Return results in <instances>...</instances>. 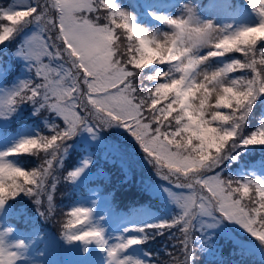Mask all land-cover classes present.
I'll list each match as a JSON object with an SVG mask.
<instances>
[{
	"label": "snow or ice",
	"instance_id": "1",
	"mask_svg": "<svg viewBox=\"0 0 264 264\" xmlns=\"http://www.w3.org/2000/svg\"><path fill=\"white\" fill-rule=\"evenodd\" d=\"M167 6L147 11L158 22L151 28L117 0H15L0 8V46L16 43L14 54L31 73L0 88V120L29 105L44 121L0 151V221L18 197L41 207L46 198L39 215L54 218L49 189L70 142L115 126L138 144L173 210L110 241L94 207L75 204L62 224L67 244L85 252L95 245L105 264H162L150 251L130 250L167 236L182 259L163 264H195L193 250L212 247L227 222L264 246V161L229 171L246 152L264 151V0ZM246 11L254 22L241 21ZM88 164L67 170L65 179L75 184ZM13 234L0 229V264H43L46 245L33 253L39 231L27 239H9Z\"/></svg>",
	"mask_w": 264,
	"mask_h": 264
},
{
	"label": "trees",
	"instance_id": "2",
	"mask_svg": "<svg viewBox=\"0 0 264 264\" xmlns=\"http://www.w3.org/2000/svg\"><path fill=\"white\" fill-rule=\"evenodd\" d=\"M134 1L137 2V0ZM239 1L247 0H236V2ZM16 47V43H12L0 54V71L2 68L5 69L4 74L7 73V75L4 79L7 84L14 82L23 65V61H18L14 54ZM7 61L12 64L10 68H7ZM137 83L139 84L140 81L137 80ZM32 111L31 106H23L13 120L2 129L3 134L16 133L24 126L36 127L40 130L44 124L43 118L34 116ZM260 114L258 110L257 118ZM44 116L46 117L47 113ZM255 122L254 119L253 123ZM80 134L81 132L70 142L65 166L62 168L59 164L56 165L55 175L52 178L55 188L50 187L49 189L54 197L53 205L56 209L53 214L54 218L45 219L39 215L47 208L46 198L43 207H41L35 205L28 198L18 197L16 201L9 202L12 207L8 213L4 214L6 222L12 223L15 228L23 231L27 236L33 228L39 231L41 242L35 245L33 253L45 249L46 245V252L41 257L43 264H101L97 259L101 256L102 251L95 245H89L88 251L85 252L79 243L67 244L62 237V224L66 219V213L78 196L94 197L92 192L97 190L99 197L109 200L111 210L117 220L123 217L129 218L143 208L166 213L170 207L165 194H153L148 187H144L143 183L147 178L159 187L165 186L152 167L151 170L148 169L150 172L147 170L138 171L136 168L127 172L120 165V156H113L110 152L99 148L98 145H91L93 158L85 170V174L81 175L75 184L66 180L67 170L76 168L79 160L88 152L84 148V143L79 140ZM115 137H117L116 132L114 133ZM138 148L140 147L138 146ZM142 154L144 153L142 152ZM16 160L21 166H34L31 158L16 157ZM261 161H264V151L259 148L252 149L244 154L241 164L229 165V171L235 172L241 166L248 165H255L258 168ZM78 193L80 194L78 195ZM10 214L11 216H9ZM213 240L212 247L207 251L201 252L198 248L193 250L195 264H264V246L237 225L225 222L221 228L216 230ZM172 243L173 241L164 236L150 240L146 245L140 247L144 252H152L153 257L159 259L163 264L173 256L182 259L178 251L171 248ZM166 246H168L167 251Z\"/></svg>",
	"mask_w": 264,
	"mask_h": 264
},
{
	"label": "rangeland",
	"instance_id": "3",
	"mask_svg": "<svg viewBox=\"0 0 264 264\" xmlns=\"http://www.w3.org/2000/svg\"><path fill=\"white\" fill-rule=\"evenodd\" d=\"M147 1V2H146ZM145 3H150L153 8H156L157 11L164 12L168 10V3H165L167 5H159L153 4L151 2H148L146 0ZM118 4L122 6L123 8L127 9L128 11L132 12L133 15L137 17V22L141 26L145 27H154L158 26L156 21H154L152 18L145 17L141 11V8H139L138 4L134 0H117ZM189 3L193 6L202 5V0H179L178 4L183 3ZM208 2V1H207ZM15 3V0L8 1V0H0V8H3L5 6H11ZM149 5V4H148ZM170 6V5H169ZM171 10V9H170ZM243 23H251L254 22V17L251 12H245L243 15ZM10 47V45L6 46H0V54L5 48ZM16 51V50H15ZM15 53V52H14ZM18 61H23L19 58H17ZM12 66L10 61H7V68H10ZM5 69L2 68V75H0V88H11L13 85L17 84L20 80H26L31 78V73L28 70V66L23 61L22 69L20 74H18L12 84H7L5 81V76L7 73L4 74ZM239 74V73H238ZM12 116L9 118L8 121L0 120V131L5 128L6 125H8L13 118ZM35 131H39L36 127H30V126H24L16 133H10L8 135H2L0 137V151H4L10 147L21 137L24 135H33ZM116 132L117 137L114 138V133ZM81 138L79 139L81 142L84 143V148L88 150V152L84 155L82 159L79 160V163L76 165V167L82 166V162L87 160L90 162L93 158L92 148L91 145H98L99 148H102L105 151L110 152L113 156H120L119 162L120 165L125 169V171L130 172L133 171V168L138 169V171L141 170H147L150 172L151 165L147 162L145 155L142 154L141 149L138 148V144L135 142V140L132 138V136L125 131L123 128L120 127H111L107 129L100 130L98 133H96V138H93L91 134H89L86 131L81 132ZM108 138V139H107ZM11 159H16V157H13ZM17 161V160H16ZM18 162V161H17ZM88 164V166H89ZM150 169V170H148ZM85 172L82 174L84 175ZM144 187H148V189L153 194H162L164 195L165 192L163 191L164 186L159 187L155 182L147 178L144 181ZM80 193H78L79 195ZM94 197L88 196L83 197L79 196L74 203H71V207L75 204H83L89 207H94V214L97 218L102 217V221H100L101 226L105 229L107 226L111 225L110 223L114 224L116 221H118L115 218V214L111 210V205L109 203L108 199H102L97 194V190H94L92 192ZM77 195V196H78ZM166 196V194H165ZM167 197V196H166ZM172 207L170 206L166 213L157 212L156 210L152 211L148 208H143L141 211L131 215V217H123L119 220H123L124 223L121 227L116 229L112 236L110 237L111 241L115 240V238L125 235L124 230L126 228H129L131 226L135 225H142L145 223L154 222L158 219L165 218L170 211H172ZM0 229L3 227H12L14 229V234L9 238L11 240H16L21 237L27 239L28 236L24 234L23 231L15 228L12 223L6 222L5 217L3 221H0ZM107 225V226H106ZM126 235H136L135 233H127ZM133 255L142 256L143 249L139 246L135 249L130 250ZM98 260V259H97ZM20 264H25L24 261H21Z\"/></svg>",
	"mask_w": 264,
	"mask_h": 264
}]
</instances>
